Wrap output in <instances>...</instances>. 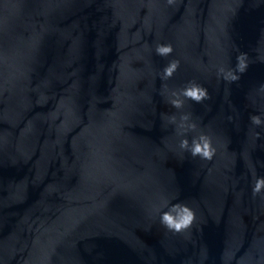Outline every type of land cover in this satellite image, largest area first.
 Returning <instances> with one entry per match:
<instances>
[{
	"label": "water",
	"instance_id": "obj_1",
	"mask_svg": "<svg viewBox=\"0 0 264 264\" xmlns=\"http://www.w3.org/2000/svg\"><path fill=\"white\" fill-rule=\"evenodd\" d=\"M262 85L264 0H0V264H264Z\"/></svg>",
	"mask_w": 264,
	"mask_h": 264
},
{
	"label": "clouds",
	"instance_id": "obj_2",
	"mask_svg": "<svg viewBox=\"0 0 264 264\" xmlns=\"http://www.w3.org/2000/svg\"><path fill=\"white\" fill-rule=\"evenodd\" d=\"M173 0H169V3H172ZM156 54L162 57H166L173 52V47L171 44H158L156 46ZM179 61L172 60L170 61L163 69V77L162 79H168L172 77L173 73L178 69ZM248 64L246 61V54L241 53L237 56V64L235 72L229 70L225 71L223 68H220L218 71L222 74L223 79L228 82H233L238 80L240 77L237 73H244L247 71ZM264 87V85H262ZM174 95H177L174 93ZM185 98L191 99L197 103H201L205 99L209 98V94L207 90L199 85L191 84V86L186 87L182 90L179 94ZM173 107L179 109L183 107V101L179 98L172 99L170 101ZM188 115H182L180 118V123L178 124V128L184 129L187 131L188 129H195V123L187 124L185 127V122L188 121ZM251 122L254 125L260 126L264 125V120L257 115H253L250 117ZM170 122L175 123L176 117L173 115L170 117ZM260 133H257V138H259ZM180 147L182 149H189V143L187 138L181 140ZM192 156H200L201 158L211 160L215 149L211 145V141L205 137L200 136L198 139L194 138L192 141L191 148L189 149ZM264 189V177H259L256 179L254 187L252 189L253 195H256ZM195 220V213L194 211L181 203L172 204L171 207L167 210L162 212L160 216V222L164 225L167 229L172 230L174 232H182L188 228H190Z\"/></svg>",
	"mask_w": 264,
	"mask_h": 264
}]
</instances>
